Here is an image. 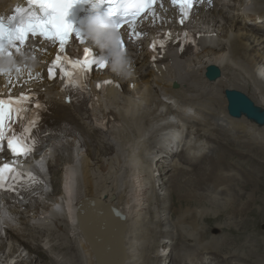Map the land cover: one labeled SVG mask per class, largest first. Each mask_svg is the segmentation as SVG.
Segmentation results:
<instances>
[{"label":"bare ground","instance_id":"6f19581e","mask_svg":"<svg viewBox=\"0 0 264 264\" xmlns=\"http://www.w3.org/2000/svg\"><path fill=\"white\" fill-rule=\"evenodd\" d=\"M15 1L0 0V12L9 11ZM213 2L214 9L206 4L192 17V28L201 33V49L195 56L188 51L178 55L171 48L153 66L146 45H140L139 51L132 48L125 66L130 75L113 69L96 75L112 83L79 106L65 103L67 95L59 91V83L33 86L48 106V123L54 126L67 122L73 133L54 137L43 151L44 156L58 154L50 166V181L56 176L58 180L53 195L35 198L23 209L11 211L18 217L15 222L19 227L9 230L11 244L6 250L5 244L0 245V251L7 254L0 264L39 262L41 248L26 238H40L44 233L55 244L48 245L44 254L49 262L43 264H97L98 244H112L111 230L115 228L93 214L89 223L96 237L86 242L75 211L76 204L89 196L121 213L125 252L122 264H224L222 256L214 252L218 248L230 251L229 258L237 264H264V257L260 258L264 255V236L259 235L264 232L263 227L260 229L264 221L252 229H257L253 237L259 241L246 244V238L233 241L226 236L246 235L240 231L249 228L246 219L264 217L257 197L258 185L264 206V176L258 174V169L247 171L250 163L243 158L252 157L259 164L264 160V123L254 121L257 117L264 119V0ZM173 18L170 13L169 19ZM209 65L221 72L216 81L209 82L204 76ZM173 84H177L176 89ZM244 86L251 87L256 96L251 108L255 119L243 111L237 118L229 116L227 102L222 100L225 90ZM184 123L191 125L199 140L212 142L213 147L206 142L202 154L197 142L192 141L185 150L175 153L171 146L178 144L179 128ZM151 127L166 131L154 139L152 144L158 150L153 154L144 142L141 144ZM223 142L237 154L218 150ZM237 143L242 150L233 149ZM201 160L205 163L200 164ZM248 185L252 190L242 198ZM207 192L223 197L225 203L216 204L219 199L211 203ZM83 208L86 213L85 204ZM168 212L173 217L172 225L167 220ZM226 215L229 220H224ZM30 220L38 227H30ZM214 228L217 233L212 232ZM167 244L172 246L167 249Z\"/></svg>","mask_w":264,"mask_h":264},{"label":"snow or ice","instance_id":"6c2138e0","mask_svg":"<svg viewBox=\"0 0 264 264\" xmlns=\"http://www.w3.org/2000/svg\"><path fill=\"white\" fill-rule=\"evenodd\" d=\"M79 0H27V3L32 6L33 10L17 9L19 16L8 18L7 25L3 18H0V55L6 54L8 58L15 53H22V46L29 38H43L45 41L58 44L57 55L48 66V79L52 80L57 75L63 77L67 85L73 88H79L81 91H87V79L89 73L94 69L103 70L107 65L112 63L113 51H124L125 45L122 37L117 36L111 45H105L102 38L98 35L94 40L97 44L105 49V52L99 56H93L88 47L84 48L83 59H73L66 55H61L65 46L68 44L71 37H75L81 44L85 42L86 37L83 28L74 27L68 20L67 16L70 9L78 3ZM109 7L106 16L109 18L111 27L116 33L122 26L127 25L130 39H137L141 36V32L137 30L138 19H143L148 13H152L155 17L156 13L153 10L158 0H106ZM206 2L211 3V0H171L172 5L178 6L181 12L180 24H184L190 19L189 11L196 3ZM161 9L165 12L167 9ZM101 28L108 27L103 22H98ZM154 26V25H153ZM165 38L171 36V32L163 34ZM185 37L188 33L183 34ZM154 41L150 47L155 50ZM161 48L164 46L163 40L160 41ZM20 71L19 68L16 69ZM39 75V74H37ZM105 85L111 84L112 81L105 80ZM119 87V85H116ZM5 87L9 89L8 98H0V140L7 139V149L13 154L27 155L32 149L26 146L27 136L21 134L16 136L11 129V124L8 126V133H5V121L12 122L14 118H20V114L25 110L23 104L30 97L26 93H21L19 96L11 95L12 83L10 80H5ZM101 85L98 83L97 88ZM40 107V105H37ZM29 128H24V133H28ZM43 170V169H41ZM18 176H27L32 183H39L31 175V173H17L9 163H0V190L6 187L11 190L15 187L14 184L6 185L9 179L16 180Z\"/></svg>","mask_w":264,"mask_h":264},{"label":"water","instance_id":"95a60500","mask_svg":"<svg viewBox=\"0 0 264 264\" xmlns=\"http://www.w3.org/2000/svg\"><path fill=\"white\" fill-rule=\"evenodd\" d=\"M204 76L209 82H213L221 77V72L215 65H209L206 67ZM173 87L176 88L177 85L175 84ZM224 97L227 102L226 110L229 116L237 118L239 112L243 111L255 119L254 115L251 113L252 104L242 93L235 90H229L225 92ZM254 121H256L259 125L264 123V119L259 117H257ZM86 203L95 204L99 203V201H96L92 197H85L76 204V220L79 225V231L82 233L87 243H90L92 239L96 237L93 227L89 223L91 222V217L93 214H98L99 217L102 216L106 223L112 224V226H110H114L115 228L114 230H111V242L113 245L110 242H108L107 245H105L103 242L98 244L100 247V253L99 257H95L97 264H122L125 258V252L122 245V233L124 231V225L121 220V213L110 205L108 206L107 210H105V214L95 213L96 211L91 213L88 208L91 205L88 206ZM84 204L86 213L83 208ZM103 206L104 205H101V207ZM106 227L108 226L106 225ZM91 250L95 253L93 247H91Z\"/></svg>","mask_w":264,"mask_h":264},{"label":"rangeland","instance_id":"374dc122","mask_svg":"<svg viewBox=\"0 0 264 264\" xmlns=\"http://www.w3.org/2000/svg\"><path fill=\"white\" fill-rule=\"evenodd\" d=\"M220 71V70H219ZM260 78V77H259ZM260 80H261V78H260ZM262 81H264L263 79H262ZM225 90V89H224ZM235 91H238V92H240V93H242L244 96H246V98H248L249 100H250V102H251V104L253 105V104H256V96L253 94V92L251 91V87H247V86H244V87H241L239 90H237V89H234ZM225 92H226V90H225ZM221 93H222V89H221ZM220 93V94H221ZM224 92H223V94H221L222 95V100L225 102L226 100L224 99L225 97H224ZM225 104H226V102H225ZM227 105V104H226ZM262 109V107H259L258 108V110H261ZM255 110V109H254ZM244 114V113H243ZM245 115V118H249L246 114H244ZM172 119L174 120V121H178V120H176V119H174V118H170V120L172 121ZM248 120H251V119H248ZM251 121H253V120H251ZM159 122H157V124H158ZM162 122H160L159 124H161ZM155 124V123H154ZM185 125L187 124V123H184ZM198 124V123H197ZM197 124H195L196 126H197ZM185 125H184V127H183V129H184V133H183V135H182V137L181 138H179V142H178V152L177 153H179L181 150H183L184 148H186V145L187 144H189V143H196V145L200 148V151H203L202 152V154L204 153V151L207 149V143L208 144H210L212 147H213V143L212 142H209V141H205V139H200L199 140V138H197V136L194 134V132H196L194 129L192 130V129H190V124H187L186 125V127H185ZM189 125V128H188V130H187V126ZM264 125V124H263ZM153 127V126H152ZM152 127H151V129H148L146 132H145V136H147V137H145V139H144V141H142L141 142V144L144 142L145 144H143L144 146H147L148 148V150L150 149V154H153V153H155L158 149L156 148V147H154V145H155V138L158 140V137H159V135H160V133L161 134H163L164 132H161L158 128H153L154 130H152ZM156 129H157V131H156ZM151 130L153 131V133H155V131L157 132V133H155V135L156 134H158V136L156 135V136H154L153 135V133H149V131L151 132ZM158 131H159V133H158ZM185 131H187V132H185ZM138 132H139V130H138ZM149 134H148V133ZM190 132V134H188ZM152 134V135H151ZM148 136H150V137H148ZM196 136V137H195ZM152 137H154V138H152ZM198 139V140H197ZM153 141V142H152ZM188 141V142H187ZM193 141V142H192ZM200 141V142H199ZM146 142H148V143H146ZM157 142V141H156ZM207 142V143H206ZM154 145H153V144ZM206 143V144H205ZM148 144V145H147ZM230 144H232V142H230L229 143V145ZM239 143H237V144H235L234 145V147H233V149H235L236 151H240V150H242V148H240V145H238ZM149 145H151V148H149L150 146ZM182 145H185L184 147L182 146ZM183 147V148H182ZM155 148H156V150H155ZM180 148H182V149H180ZM221 148H222V150H223V152L225 153V154H231V156H234L233 154H237V153H234L233 151H231L230 149H229V147L226 145V143H224L223 142V144L221 145V146H219L218 147V150H221ZM177 149V148H176ZM201 149H203V150H201ZM152 150V151H151ZM180 150V151H179ZM185 150V149H184ZM211 150H212V148L210 149V151H208L209 153L208 154H211L212 152H211ZM199 151V152H200ZM206 155H207V153H205ZM244 159H246V160H248V162L250 163V165H248V168H245L247 171H249V172H251V171H256L257 169L259 170H257L259 173V175L262 177V176H264V166H262L261 164L264 162V160L263 161H260V164H259V162L257 161V160H255V159H253L252 157H243ZM203 163H205V160H201V162H200V164H203ZM232 164V163H231ZM62 167V166H61ZM61 167L59 168V169H61ZM155 167H154V164L152 165V169H154ZM252 175V174H251ZM50 179H51V177H50ZM264 179V178H263ZM258 180H260V178H258ZM53 181H55V183L57 184V176H56V178L53 180ZM156 185H158V184H156ZM248 187L249 188H247L246 189V191H245V193H244V195H243V197L242 198H245L244 196H247L249 193H250V191L252 190V187H250V185H248ZM259 187L260 186H258L257 185V197H258V199L262 202V207H263V210H264V206H263V200L261 199L262 198V196H261V194H260V192H259ZM219 192V191H218ZM248 193V194H247ZM219 194L221 195V193L219 192ZM207 195H208V198H210V200H211V203H212V201L214 200V199H219L220 201L219 202H217L216 204H219V205H222V204H224L225 203V201L224 200H221V198H223V197H218V196H216L215 194H213L212 192H207ZM239 202V204L241 203V201H238ZM169 214V215H168ZM167 217H168V222H170L172 219H173V217H172V214H170V212H168L167 213ZM224 220H229V216L228 215H226L225 217H224ZM260 221L262 222V221H264V217L262 218V217H260L259 219L257 218V216H255V215H253V216H250V217H248L247 219H246V222L248 223V224H250V226H248L249 228H246V227H244V229L243 230H240L241 231V233H244V234H246V235H239V236H234V235H231L230 233H226V236L228 235V236H230V240H242L243 241V239L244 238H246V241H244L246 244H249V243H253V242H255V241H259V239H258V237H257V239H255L254 240V235L255 234H257V229L256 230H252L253 228H254V226L255 225H257L258 226V223H260ZM174 222V221H173ZM173 222H170V224L172 225V223ZM225 221H223L222 223H224ZM170 224H169V226H170ZM239 223L238 222H236V225H238ZM242 225V224H241ZM220 227H223V224L222 225H219ZM263 226V225H262ZM262 226H260V229L262 230ZM217 229H213L212 230V232L213 233H217ZM204 232V231H203ZM260 236H264V232H261V234H259ZM184 236V235H183ZM205 236L207 237V235L205 234ZM208 239L209 238H211V236H209V237H207ZM4 242H7V240H3ZM202 242V241H201ZM32 243L33 244H36V242L34 241H32ZM203 243V242H202ZM245 243H242V246L245 244ZM174 244V241L172 242V245ZM186 244H188V242L186 243ZM204 244V243H203ZM171 245V246H172ZM170 246V247H171ZM241 246V247H242ZM169 247V248H170ZM261 246H259V248H260ZM169 248H167V249H169ZM254 249H256L255 247H254ZM240 250V249H239ZM0 252H2V251H0ZM214 252H216V254L218 255V256H222V259H224L225 260V258H226V260H228V259H231V258H229V256H230V251H223L222 249L220 250V248H218V249H216ZM0 262L7 256V254H2V253H0ZM72 255V254H71ZM32 257H35V255L33 254V255H31ZM22 257H23V259L24 260H26V261H28L29 259L27 258L28 257V255L26 254V253H23L22 254ZM228 257V258H227ZM262 257H264V255L263 256H261L260 258H262ZM40 261L39 262H37V261H35V260H33V261H35L36 263L35 264H43V262L44 261H46V262H48V259L47 258H45V257H43L42 259H39ZM42 261V262H41ZM240 261V260H239ZM228 262H230L231 263V260H229ZM161 263V262H160ZM232 263H234L233 261H232ZM242 263L243 264H254V263H252V262H248V261H242Z\"/></svg>","mask_w":264,"mask_h":264},{"label":"clouds","instance_id":"9594fccd","mask_svg":"<svg viewBox=\"0 0 264 264\" xmlns=\"http://www.w3.org/2000/svg\"><path fill=\"white\" fill-rule=\"evenodd\" d=\"M98 22H103L104 24H107L108 27L101 28L99 26ZM83 30H84L85 35L90 37V38H92V39H96L98 37V35H99L102 38V42L105 45H111L115 41L117 36L119 35L111 27L109 18L106 15H104V16H95V17H92V18L88 19L83 25ZM127 63H128V61H127V58H126V54L123 51H113L112 64H113V70L114 71H117L118 74H121V75H124V76L130 75V72L125 70V66L127 65ZM59 88H60L59 91H61L62 93L67 95L66 99H65V103L67 104L66 100L70 97V95L63 88V86H61ZM70 103H73V102H70ZM44 106H45L46 110L49 112L48 106L46 105L45 102H44ZM33 146H34V154H40L38 148L35 146L34 143H33ZM46 147H47V144L42 149L41 154L46 149Z\"/></svg>","mask_w":264,"mask_h":264}]
</instances>
